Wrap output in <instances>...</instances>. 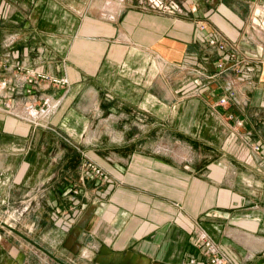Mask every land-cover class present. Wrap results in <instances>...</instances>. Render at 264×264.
Instances as JSON below:
<instances>
[{"label":"crops","instance_id":"0c3cea01","mask_svg":"<svg viewBox=\"0 0 264 264\" xmlns=\"http://www.w3.org/2000/svg\"><path fill=\"white\" fill-rule=\"evenodd\" d=\"M5 1L0 95L17 115L0 111V215L23 217L0 220V264H210L203 237L233 264H264V55L253 71L217 72L208 42L254 53L264 0H189L185 14L144 0ZM17 65L64 83H28ZM230 91L243 106L217 104ZM44 99L60 104L34 126L23 117Z\"/></svg>","mask_w":264,"mask_h":264},{"label":"built area","instance_id":"2783aa9c","mask_svg":"<svg viewBox=\"0 0 264 264\" xmlns=\"http://www.w3.org/2000/svg\"><path fill=\"white\" fill-rule=\"evenodd\" d=\"M189 0H144V4L146 7H148L151 10L157 11L159 13H164V14H185V9L184 6L188 3ZM189 10H195V7L190 8ZM252 28L254 26H260L261 24L264 27V9L263 10H257L256 8L253 9L252 11ZM255 29V28H254ZM209 45L214 46L217 48L218 51H220V58L215 62V68L217 72H221L224 69L227 68L228 62L230 63V66L237 71L240 70V64L243 63L242 61H239L237 58L238 54V49L236 47H231L228 45V43L224 41H216L215 39H209ZM248 60L244 61V64L246 65V70L247 71H253L254 66L250 64V60L247 57ZM258 62V61H257ZM8 62L4 63L5 68H10L14 67V65L7 64ZM15 68L19 71L24 70V80L28 83H35L38 81H51L52 83H64L62 79H57L54 77L49 76L48 74L35 71V70H30L24 68L22 65H17ZM0 85L2 87H5L7 85V81L3 80L0 82ZM30 91V90H28ZM5 95H0V111H6L12 114H15V111L11 105V103H8V99L5 100ZM230 103H234L236 105H240L241 101L238 99L237 94L235 91H230L228 94H223L219 97L217 104L220 106H228ZM60 104L59 99H44L42 101L41 107H29L24 119L28 120L31 124L34 126H38L41 124H37V118L40 117L39 121L41 119H44L47 121L49 116L57 109L58 105ZM236 125L238 127H241L243 125V120L239 119L236 121ZM236 129V128H235ZM234 128L231 129L232 134H238V130H235ZM245 137L242 141L244 144L248 145L249 148L257 153L262 152L263 146L262 144L259 143H253L251 141V131L248 130L247 134H245ZM84 169L91 173L93 176L105 179L107 178L106 172L98 166L95 162H93L90 159H87L83 163ZM201 242L206 248V252H214L215 251V246L214 244L210 241L209 238L203 237ZM213 246V247H212ZM222 257V255L219 254H214L212 259V262L215 263V260L217 258Z\"/></svg>","mask_w":264,"mask_h":264},{"label":"rangeland","instance_id":"374dc122","mask_svg":"<svg viewBox=\"0 0 264 264\" xmlns=\"http://www.w3.org/2000/svg\"><path fill=\"white\" fill-rule=\"evenodd\" d=\"M5 3H8V0L5 1ZM260 7V6H259ZM258 6H256L255 8L257 10H260ZM264 9V8H263ZM262 9V10H263ZM2 10L5 11V13L9 14L11 11H12V7H10L8 4L6 5H3L2 6ZM7 16V15H6ZM8 18H6L7 20ZM1 29H3L4 31H7L9 30L10 28H12L14 25V23L12 22H8V21H5L3 23H1ZM252 21L250 19V22H249V29H250V33H249V38L248 40H250L251 43H253L255 45V52L252 53V54H247V53H244L242 52L243 54H241L240 58H239V61H242L244 63L245 60H248L247 57L249 58V60H252V61H258V62H261L262 61V58H263V55H264V27L262 26L261 24V27L260 26H255V29L252 28ZM247 34V33H246ZM242 64V63H241ZM236 72H240V71H237L235 69ZM238 99L241 101L240 105H244L245 102H242V100L240 99V97L237 95ZM247 106V105H245ZM41 106H38V108H40ZM245 108V107H244ZM40 117L37 118V124H41L43 126H48V122H46L44 119H41L39 121ZM243 120V119H241ZM33 125V124H32ZM40 126V125H38ZM244 126V122H243V125L241 127ZM239 132V131H238ZM242 133L240 134L241 136V140H243L245 137V134H247L248 132V129H245L243 131H241ZM247 139V138H246ZM246 146V148H249L248 145L244 144ZM250 149V148H249ZM251 150V149H250ZM246 188L249 189L252 188V186H249L248 182H246L245 184ZM254 189V188H252ZM22 218L23 215L20 214V213H10V212H6V213H3L0 215V220L2 221H7L8 223L10 224H13L14 223V220L13 219H16V218ZM215 247V251L214 252H209V261H210V264H233L232 261L230 260L229 257H227L223 251L221 250V248L217 245H214ZM213 247V246H212ZM214 254H219V255H222V257L220 258H217L215 260V263L212 262V257Z\"/></svg>","mask_w":264,"mask_h":264}]
</instances>
